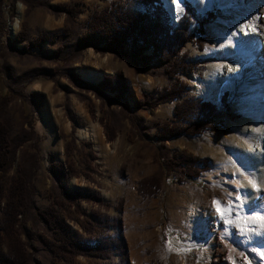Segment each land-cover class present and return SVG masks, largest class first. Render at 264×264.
<instances>
[{"label": "rangeland", "instance_id": "374dc122", "mask_svg": "<svg viewBox=\"0 0 264 264\" xmlns=\"http://www.w3.org/2000/svg\"><path fill=\"white\" fill-rule=\"evenodd\" d=\"M115 1L0 0V98L6 95L8 100L2 117L11 124V138L16 147L6 176L15 177L17 168L25 167L31 176L33 206L40 211L53 205L57 198L55 184L47 170L49 162H69L76 176L68 180L67 186L96 192L105 207L81 202L78 209L84 215H79L74 207L66 204L64 211L57 209L58 215L72 231L82 236L84 216L88 218L98 213L117 218L129 264H264L263 249L262 254L258 253L259 258L253 245L260 236L255 235L257 225L264 223L258 218L264 216V197L260 192L261 206L246 205L239 212H229V199L234 204L244 201L236 200L238 188L233 187L236 180L230 173L213 170L214 156L227 154L228 162L232 157L249 175L246 161L237 151V143L250 147L251 142L234 124L245 121L254 127L261 122L263 97L253 90L255 87L244 85L232 103L229 92H224L229 113L222 110L219 118L207 123L215 125L216 131L207 130L197 137L180 135L160 143L153 139L154 123L169 120L174 105L182 99L127 112L118 102L95 98L88 86L72 81L69 75L73 70L87 84L98 83L96 80L103 75H120L129 83V105L142 96H156L155 91L168 87L170 81L165 76H151L135 67L129 58L100 55L91 48L85 49L74 63L65 65L58 63V59L53 60L56 45L44 43L39 50L22 53L19 52L21 45L13 43L23 24L30 40L39 33L67 27L74 41L93 13L101 12ZM159 1L171 24L182 16L186 2L198 16L209 15L204 27L206 38L200 47L187 43L180 51L186 63L197 66V71L182 73L177 78L188 85V96L211 103V93L217 87L220 51L232 45L228 20L235 23L240 17L235 13V5L221 0H178L183 11L174 20ZM66 8L79 13L67 17ZM219 27L227 34L218 33ZM236 48L240 58L252 59L253 54L243 50L242 42ZM218 103L216 106L220 107ZM128 116H132L131 123ZM104 124L114 128L111 142L106 140ZM92 127L97 131L96 141L77 135L79 130ZM177 156L206 161L208 170L200 174V182L179 183L175 173L165 172L164 176H159L160 188L155 197H139L138 181L159 175L161 158ZM248 177L253 182L251 176ZM213 198L220 201L224 209L221 217L212 207ZM211 212L217 218L216 227L209 216ZM20 229V239L31 263L49 264L40 243V238L49 234L38 217L26 212L20 218ZM87 262L82 256L74 259L75 264Z\"/></svg>", "mask_w": 264, "mask_h": 264}, {"label": "trees", "instance_id": "16d2710c", "mask_svg": "<svg viewBox=\"0 0 264 264\" xmlns=\"http://www.w3.org/2000/svg\"><path fill=\"white\" fill-rule=\"evenodd\" d=\"M69 9L64 11L67 17L79 13ZM207 17L198 16L186 2L182 16L175 24H171L159 0H117L101 12L93 13L74 41L71 40L72 31L67 27L51 33H39L30 40L23 24L22 31L13 39V43L21 45L19 52L22 53L39 50L44 43L56 45L53 60L56 62L55 59H58V63L65 65L74 63L85 49L91 48L100 55L129 58L135 67L151 76H165L170 81L168 87L155 91L156 96H142L129 105V83L120 75H103L95 84L83 82L73 70L69 75L72 81L88 86L95 98L105 99L108 103L118 102L127 112L155 108L182 99L174 105L169 120L154 123L156 133L153 139L164 143L180 135L197 137L207 130L216 131L215 125L207 123L219 118L222 110L229 113L224 93L220 98L221 106L217 107L188 96V85L177 78L182 73L193 74L197 71V66L186 63L180 51L187 43L200 47L206 38L204 27ZM7 102L6 95L0 98V264H32L20 239V218L26 212L37 216L49 234L48 237L40 238L49 264H75L77 256L87 258V264H129L121 224L117 218L100 216L98 213H92L88 218L84 216L82 236L72 231L58 215L57 209L64 211L66 204L74 207V212L79 215H84L78 209L81 202L105 207L96 192L70 189L67 186L68 180L76 176V170L69 162H49L47 170L55 184L57 198L53 205L40 211L33 206L31 176L25 167L17 168L15 177L6 176L16 149L11 138V124L2 117ZM128 117L131 123L132 116ZM104 128L106 140L113 141L114 128L106 124ZM159 166V175L138 181L136 193L142 199L158 194L161 182L159 176H164L165 172L175 173L179 183H199L200 174L208 170L206 161L183 156L161 158Z\"/></svg>", "mask_w": 264, "mask_h": 264}, {"label": "bare ground", "instance_id": "6f19581e", "mask_svg": "<svg viewBox=\"0 0 264 264\" xmlns=\"http://www.w3.org/2000/svg\"><path fill=\"white\" fill-rule=\"evenodd\" d=\"M161 1L167 10H169L174 20L180 17L183 8L178 0H176L175 4L172 3V0ZM227 1L233 2L236 7L235 13L240 17L235 23L230 19L228 20L231 25L228 34L231 35L232 45L220 51V67L217 70V76L215 78L217 87L211 93V102L216 105L218 102L220 103V98L227 91L229 92L230 103H232L244 85L251 86L255 87L253 90L263 97L261 103L263 114L261 116V122L254 127L247 122L246 124L245 121H239L234 124V128L240 134L246 136L251 142L250 147H247L243 142L237 143V151L245 159L248 166V173L253 179V182H250L249 175H246L245 171L232 160V157L228 162V159L223 155L214 156L213 170L215 173L229 172L230 176L236 180L233 187H237L241 193L247 192L248 194L246 202L242 195L244 203L248 207L254 208L261 206L258 199L260 192L261 196L264 197V0H221V2ZM17 23L18 21L16 20L14 27H16ZM218 33L222 35L227 34L226 30L222 27H219ZM241 42L243 50L253 54L252 59L245 61L240 58L241 56L239 57V51L236 45ZM201 56V58L204 57L203 55ZM83 132L86 133L82 135ZM77 135L81 138L85 137L94 141L97 140L95 127H92L91 130H79ZM253 184L256 185L255 189H253ZM209 216L214 226L218 225L215 214L211 212ZM260 225H257L255 230V235L260 236L253 242V245L257 249V255H259V252L262 254V249L264 252V223ZM258 257L260 258V255ZM241 264L246 263L243 262Z\"/></svg>", "mask_w": 264, "mask_h": 264}, {"label": "snow or ice", "instance_id": "6c2138e0", "mask_svg": "<svg viewBox=\"0 0 264 264\" xmlns=\"http://www.w3.org/2000/svg\"><path fill=\"white\" fill-rule=\"evenodd\" d=\"M172 3L175 4V3H176V0H172ZM250 182H251V181H250ZM255 188H256V185L253 184V189H255ZM229 195H230V194H229ZM242 195H243V197L245 198V202H246V198H247V195H248L247 192L241 193L240 190L237 189L236 200H237V201H241ZM220 203H221V202L218 201L216 198H213V200H212V207L215 209V212H216L217 215L222 216V214H223V212H224V209L221 208ZM244 206H246V203L234 204V203L231 201V199H229V201H228V211H229V212H231V211H233V210L239 212L240 209H241L242 207H244ZM258 218L261 219V220H264V216H260V217H258Z\"/></svg>", "mask_w": 264, "mask_h": 264}, {"label": "crops", "instance_id": "0c3cea01", "mask_svg": "<svg viewBox=\"0 0 264 264\" xmlns=\"http://www.w3.org/2000/svg\"><path fill=\"white\" fill-rule=\"evenodd\" d=\"M100 79H101V77H100ZM100 79H98V80H96V82H98V81H100ZM68 131H69V129H68ZM67 132V131H66ZM226 159H228L227 158V154H222ZM221 156V155H220Z\"/></svg>", "mask_w": 264, "mask_h": 264}, {"label": "water", "instance_id": "95a60500", "mask_svg": "<svg viewBox=\"0 0 264 264\" xmlns=\"http://www.w3.org/2000/svg\"><path fill=\"white\" fill-rule=\"evenodd\" d=\"M211 103H212V102H211ZM212 104L216 106V104H214V103H212Z\"/></svg>", "mask_w": 264, "mask_h": 264}]
</instances>
